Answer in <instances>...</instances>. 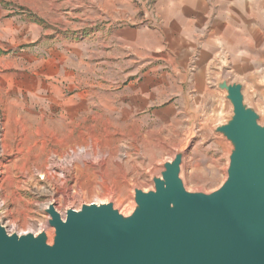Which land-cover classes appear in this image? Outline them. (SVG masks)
Listing matches in <instances>:
<instances>
[{
	"label": "rangeland",
	"instance_id": "374dc122",
	"mask_svg": "<svg viewBox=\"0 0 264 264\" xmlns=\"http://www.w3.org/2000/svg\"><path fill=\"white\" fill-rule=\"evenodd\" d=\"M218 81L241 84L264 122V0H0L6 233L49 235V206L128 215L181 149L185 189L217 190L231 145L214 129L232 110ZM88 136L104 165L73 158Z\"/></svg>",
	"mask_w": 264,
	"mask_h": 264
},
{
	"label": "water",
	"instance_id": "95a60500",
	"mask_svg": "<svg viewBox=\"0 0 264 264\" xmlns=\"http://www.w3.org/2000/svg\"><path fill=\"white\" fill-rule=\"evenodd\" d=\"M217 86L232 108L214 129L231 145L217 190L185 189L181 149L162 164L152 190L134 189L128 215L90 203L64 217L49 206V235H9L0 224V264H264V122L241 84Z\"/></svg>",
	"mask_w": 264,
	"mask_h": 264
},
{
	"label": "bare ground",
	"instance_id": "6f19581e",
	"mask_svg": "<svg viewBox=\"0 0 264 264\" xmlns=\"http://www.w3.org/2000/svg\"><path fill=\"white\" fill-rule=\"evenodd\" d=\"M90 135V134H88ZM87 138H89L90 140V144H88V146H86L85 148H83L82 152L81 153H78L77 150H75V148H69L71 150V154L73 156V158L75 157H81L82 158V161H83V165L85 167H92L94 166L93 163H92V160L96 159L97 160V163L99 165H104L105 163V159L107 158V154L106 152L102 151L99 147H97V141H95L92 136H88ZM56 139V138H55ZM68 153V152H66ZM116 157V156H115ZM114 163L117 165L118 164V161L117 159H113ZM75 162V161H74ZM78 168V167H77ZM65 170L67 171V173H70L72 170H74V167L72 168H68V167H65ZM37 173L38 172H41L40 169L36 168L35 170ZM80 171V170H79ZM25 173H29V171H23ZM44 175L49 178V175H50V171L48 169H44ZM89 175V174H88ZM89 180H92V181H96L97 182V176L95 173H91L90 176L88 177ZM78 188V191L81 190L80 187H77ZM113 193V192H112Z\"/></svg>",
	"mask_w": 264,
	"mask_h": 264
}]
</instances>
